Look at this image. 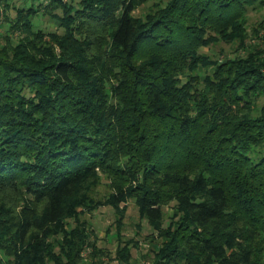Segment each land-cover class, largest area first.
<instances>
[{"label":"trees","instance_id":"trees-1","mask_svg":"<svg viewBox=\"0 0 264 264\" xmlns=\"http://www.w3.org/2000/svg\"><path fill=\"white\" fill-rule=\"evenodd\" d=\"M142 1L0 0V191L22 200L0 203V264H80L75 207L94 206L82 185L99 173L156 229L152 264L264 263V35L245 18L264 0L137 18ZM39 12L59 30L36 29ZM218 40L236 56L201 52Z\"/></svg>","mask_w":264,"mask_h":264},{"label":"rangeland","instance_id":"rangeland-1","mask_svg":"<svg viewBox=\"0 0 264 264\" xmlns=\"http://www.w3.org/2000/svg\"><path fill=\"white\" fill-rule=\"evenodd\" d=\"M16 6H26L23 0H9ZM167 0H143L138 3L133 16L144 18L147 13L163 7ZM4 7H0V31L3 33L8 28V23L2 14ZM59 12V10H57ZM15 14L14 9L8 12L9 18ZM246 26L251 35L252 29H257L259 35H264V6L253 5L247 8ZM36 29L44 32L59 30L58 21L40 12L33 19ZM254 38V37H253ZM251 40L255 39H250ZM16 43V40L14 39ZM235 46V45H234ZM228 42L218 40L201 48V52L208 54L211 59H224V57H235V47ZM202 72V71H201ZM252 156L258 153V147L251 146ZM87 192L89 200L94 206H76L78 219L86 226L89 232V240L81 251L82 261L80 264H119V248L129 249L127 264H152L154 250L158 248L160 239L157 231L144 216L135 200L127 197L116 205L109 203L108 197L112 191L109 179L105 174L99 173L95 180L90 179L82 185ZM17 201L19 208L22 204L21 197L14 196L11 192L0 191V203L10 206ZM16 208V209H17ZM173 216L172 204L164 206L162 215V226H166ZM66 222L74 224L71 217L65 218ZM0 258L4 254L0 251ZM264 260V259H263ZM264 264V263H263Z\"/></svg>","mask_w":264,"mask_h":264}]
</instances>
